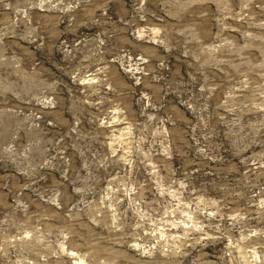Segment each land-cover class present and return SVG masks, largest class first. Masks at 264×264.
Listing matches in <instances>:
<instances>
[{"label":"rangeland","instance_id":"1","mask_svg":"<svg viewBox=\"0 0 264 264\" xmlns=\"http://www.w3.org/2000/svg\"><path fill=\"white\" fill-rule=\"evenodd\" d=\"M79 256L264 264V0H0V264Z\"/></svg>","mask_w":264,"mask_h":264},{"label":"bare ground","instance_id":"2","mask_svg":"<svg viewBox=\"0 0 264 264\" xmlns=\"http://www.w3.org/2000/svg\"><path fill=\"white\" fill-rule=\"evenodd\" d=\"M70 252H72V250H71ZM70 252H69V253H70ZM72 253H73V252H72ZM76 264H87V263L85 262L84 259H82V258L79 256V257H77Z\"/></svg>","mask_w":264,"mask_h":264}]
</instances>
